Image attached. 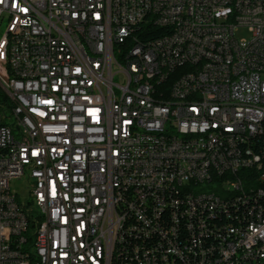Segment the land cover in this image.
<instances>
[{"label":"built area","instance_id":"1","mask_svg":"<svg viewBox=\"0 0 264 264\" xmlns=\"http://www.w3.org/2000/svg\"><path fill=\"white\" fill-rule=\"evenodd\" d=\"M258 7L0 0V264H264Z\"/></svg>","mask_w":264,"mask_h":264},{"label":"bare ground","instance_id":"2","mask_svg":"<svg viewBox=\"0 0 264 264\" xmlns=\"http://www.w3.org/2000/svg\"><path fill=\"white\" fill-rule=\"evenodd\" d=\"M258 15H264V7H258ZM8 19V14H0V26ZM3 151L6 154H13V144L11 139H2ZM243 149L256 150V142H243ZM13 199L4 198V208H12ZM171 207H158L157 216H170ZM254 218H264V211H254ZM108 244H117V235L108 236ZM2 250V243H0Z\"/></svg>","mask_w":264,"mask_h":264},{"label":"rangeland","instance_id":"3","mask_svg":"<svg viewBox=\"0 0 264 264\" xmlns=\"http://www.w3.org/2000/svg\"><path fill=\"white\" fill-rule=\"evenodd\" d=\"M5 21H8V19H6ZM3 26H4V22L0 26V38L4 31ZM237 35L239 37H247L249 34L246 30H240L237 33ZM11 190L18 195V198L22 203H26L30 200V196H29L30 187L26 179L12 181Z\"/></svg>","mask_w":264,"mask_h":264},{"label":"trees","instance_id":"4","mask_svg":"<svg viewBox=\"0 0 264 264\" xmlns=\"http://www.w3.org/2000/svg\"><path fill=\"white\" fill-rule=\"evenodd\" d=\"M12 108V102L0 86V111H8ZM33 229L34 226H31Z\"/></svg>","mask_w":264,"mask_h":264},{"label":"snow or ice","instance_id":"5","mask_svg":"<svg viewBox=\"0 0 264 264\" xmlns=\"http://www.w3.org/2000/svg\"><path fill=\"white\" fill-rule=\"evenodd\" d=\"M48 103H51L50 101H48Z\"/></svg>","mask_w":264,"mask_h":264}]
</instances>
